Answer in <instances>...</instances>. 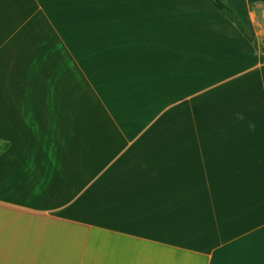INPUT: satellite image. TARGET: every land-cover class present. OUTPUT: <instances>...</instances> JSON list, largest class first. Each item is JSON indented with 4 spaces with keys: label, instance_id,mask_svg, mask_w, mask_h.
<instances>
[{
    "label": "crops",
    "instance_id": "0c3cea01",
    "mask_svg": "<svg viewBox=\"0 0 264 264\" xmlns=\"http://www.w3.org/2000/svg\"><path fill=\"white\" fill-rule=\"evenodd\" d=\"M0 264H264V53L207 0H0Z\"/></svg>",
    "mask_w": 264,
    "mask_h": 264
},
{
    "label": "trees",
    "instance_id": "16d2710c",
    "mask_svg": "<svg viewBox=\"0 0 264 264\" xmlns=\"http://www.w3.org/2000/svg\"><path fill=\"white\" fill-rule=\"evenodd\" d=\"M217 11H219L238 32L250 42L256 51L264 53V46L258 45L254 32L238 17V15L222 0H207Z\"/></svg>",
    "mask_w": 264,
    "mask_h": 264
},
{
    "label": "rangeland",
    "instance_id": "374dc122",
    "mask_svg": "<svg viewBox=\"0 0 264 264\" xmlns=\"http://www.w3.org/2000/svg\"><path fill=\"white\" fill-rule=\"evenodd\" d=\"M228 6V5H227ZM259 8L257 7L256 10H258ZM234 11V10H233ZM235 12V11H234ZM236 13V12H235Z\"/></svg>",
    "mask_w": 264,
    "mask_h": 264
}]
</instances>
